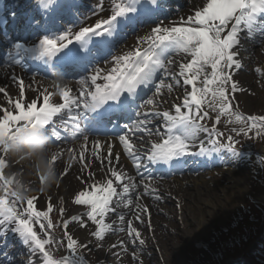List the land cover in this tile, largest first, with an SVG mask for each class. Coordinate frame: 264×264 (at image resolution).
Masks as SVG:
<instances>
[{
	"label": "snow or ice",
	"instance_id": "6c2138e0",
	"mask_svg": "<svg viewBox=\"0 0 264 264\" xmlns=\"http://www.w3.org/2000/svg\"><path fill=\"white\" fill-rule=\"evenodd\" d=\"M32 3L39 18L28 13L25 26L40 28L41 34L33 33V42L29 43L13 40L5 33V39L11 44L5 63L25 69V59L41 62L45 66L43 71L54 75L55 91L45 87L38 97L29 101L24 79L15 73L11 78L18 84L16 99L0 86V94L11 106L0 108V241L6 240L9 233L16 234L29 250L30 264H36L37 258L39 264H87L77 252L78 239L68 231L70 223L87 228L89 225L82 218L86 217L93 226L91 235L96 240L103 242L107 234L124 231L123 227L116 226L126 223L130 243L144 246L146 241L141 231L126 217L131 213L143 224L144 215L150 217L149 206L142 203L143 198L162 199L158 189L150 183L153 179L150 166L177 167L184 163L185 157L203 156L209 151L223 150L233 157H241L243 153L235 147L238 141L233 135L226 137V144L220 140L224 136L217 128L221 117L227 118V124L241 125L230 129L236 136L248 137L253 129L257 137L264 133V115L245 116L234 111L232 103V94L240 90L232 70L242 67L241 34L245 33L249 40L257 35L264 40V0H207L206 3L201 0L200 7L186 18L180 17L179 21L169 20L167 16L164 20L160 18L163 0H108L107 9L105 0H99L93 15L107 10L106 18L80 26L78 31L66 28L60 32L50 31V23H59L62 16L78 15V0H32ZM12 7H18V3ZM10 16L16 20L15 11ZM137 23L154 26L138 38L133 50L112 57L110 68L99 67L101 61L111 55L122 27H134ZM94 37L98 39L93 41ZM175 56L182 57L178 70ZM255 71L264 74V69L259 67ZM68 76L81 77L76 81L79 85L76 95L72 94L74 89L70 82H63ZM99 80L103 83H98ZM175 87L184 89L182 103L173 104L174 114L161 111L165 90L171 93ZM56 95L61 102L53 101ZM39 97H42L40 106ZM146 107L148 110H144ZM205 108L216 114L212 127L203 123L211 118ZM120 116L128 118L122 128L116 123ZM54 118H58L59 123ZM156 120L161 123L157 125ZM82 122L88 127H82ZM29 127L45 131L55 148L70 138H82L87 145L89 128L113 135L133 165L131 174L112 166L113 145L107 144V154L101 158L97 149L102 143L94 142L92 155L108 162L109 176L94 180L88 189L74 195V204L86 206L87 211L63 220V238L71 257L56 259L46 248L54 242L50 235L54 225L49 218L52 203L46 204L47 210H38L36 195L20 201L9 191L19 171L14 170L5 141ZM201 133L207 135V141L201 140ZM198 141L199 152L190 151ZM206 143L212 147L206 148ZM68 151L73 153V149ZM62 154L59 150L53 154L55 164ZM79 159L87 168L83 146ZM119 159L120 153H115L117 163ZM93 175L89 173L90 177ZM63 204L61 200V214L65 211ZM110 215L115 218L110 219ZM35 225H39V234ZM148 227L151 228L150 219ZM119 247L127 250L123 241ZM0 248H3L2 242ZM6 255V250L0 252V264H5ZM132 255L142 264L135 251Z\"/></svg>",
	"mask_w": 264,
	"mask_h": 264
},
{
	"label": "bare ground",
	"instance_id": "6f19581e",
	"mask_svg": "<svg viewBox=\"0 0 264 264\" xmlns=\"http://www.w3.org/2000/svg\"><path fill=\"white\" fill-rule=\"evenodd\" d=\"M105 1V9H107L109 7L108 0ZM80 2L84 1L80 0ZM80 2L78 1L80 8H85L86 10L92 8L90 6L84 7ZM202 2L206 3L207 0H202ZM14 3H18V7L13 8L12 5ZM171 4L174 5H170L168 9H165L162 12V15L160 16L162 20L165 19V16H167L169 20L174 19L177 21H179L180 17L186 18L189 14H192L196 8L201 6V0H173ZM0 7L7 8V11L2 13V16L4 17H11L10 13L12 11H15L16 16L21 17L22 19L23 15H27L28 13H33V16L34 14L36 15L33 11L32 0H6V2H0ZM82 9L80 10L79 15L84 14L82 12L84 10ZM107 15H109V12L106 10L96 19L106 18ZM94 20L95 17L89 20L87 24H91ZM50 25L52 26L51 23ZM153 26L154 25H144L137 33L118 46L112 57L133 50L137 46L138 38L145 35V33L150 31V28ZM24 27L26 26L24 25ZM29 33H31V31ZM28 38L32 39L31 36H28ZM259 41L260 43L258 44V39L256 37L254 40H249L245 33L241 34L242 50L239 53V57L242 60V67L239 70H232L234 80L238 83L240 89L232 94L233 101L237 110L245 116L250 114L264 115V74L255 71L257 67L264 69V40L261 39ZM174 59L177 61L178 70V63L182 61V57L175 56ZM111 66L110 63L104 64L102 68L107 69ZM17 72L20 71L18 69H11V73L8 74L5 69L0 70V86L5 87L13 99H16L18 96V84L14 83L10 76ZM21 72L31 78V80H29L28 78H23L19 73L16 74L18 77L24 79L27 100L30 101L32 98L38 97L39 92L45 87H47L49 91H55L52 87L53 81L34 77L30 75L32 74L31 72L23 69ZM168 82H171L170 78H168ZM98 83H103V81L99 80ZM70 84L74 89L73 95H76L77 93L75 90L78 89L79 85L74 81H70ZM188 89L190 90V86H188ZM183 92L184 89L182 87H175L171 93H167L165 90L166 99L165 102L160 105V110H168L174 114V108L172 106L173 104L182 103ZM53 101L61 102L58 95L53 97ZM41 102L42 97H39L38 104ZM6 106L11 108V106L7 104V98L3 94H0V108ZM144 110H148V108L146 107ZM155 123L159 125L161 121L156 120ZM200 137L202 141H207L208 139L205 133H201ZM153 139H155V137H153ZM96 140H99L102 143V147L97 149V153L101 158L106 156L107 144L111 143L113 145L112 166L117 167L122 165V161H120L121 158L118 163L115 160V153L121 152V146L119 142H116L115 140L108 141L104 137L89 138L87 145H85L81 138L72 143H63L56 147V150L63 153L56 163L59 182L43 192H40L37 188L33 193V195H36L39 200V203L36 205L38 210L45 208L48 202H51L56 210H59L60 201L63 200L65 211L61 216L62 227L64 219L70 220L71 216L79 215L87 211L86 206L74 204V195L78 191L88 189L89 185L92 184L94 180L105 179L109 176L107 171L108 162L103 159H96L92 155L93 148L95 147L94 142ZM199 143L200 141H198L190 151L198 153L200 150ZM82 146L85 153L84 163H87V168L83 166V163L79 159ZM205 147L210 149L212 145L206 143ZM68 149H73V153H69ZM210 152L213 154L211 155V158H214V160L211 162H205V166H200L198 168L192 166L188 169H182L180 174L169 179L152 176L153 179L150 180V183L158 189L162 199L156 201L149 197L143 198L142 203L149 206L150 212V217L144 215L143 224L137 222L134 215L131 213L126 217V219H132L134 226L141 231L142 238L146 241L144 246H139L138 244L133 246L130 243L127 235L126 223L122 226H116L117 228L123 227L125 229L124 231L117 230L107 234L106 239L103 242L96 240L91 235L93 226H91V222L86 220V217L82 218L89 225L87 228L80 227L78 223H70L68 229L69 233L78 240L80 238L84 244L85 242H89L88 245L91 250L93 248L100 250L102 247H106L107 252H109L110 257H112L104 258L107 263L138 264L136 263L137 260L133 259V252L135 251L138 254L140 262L145 263L146 255L151 253L150 250L146 249V247H148L147 244L151 245L153 243L155 247L162 248V244L166 242L162 239L165 236L164 226L166 224L168 227H173L174 223H170V221L172 218H175L182 224V226L180 225V228L182 229L180 233L184 239L183 244L177 243V246L181 247V252L182 249L186 250V252L181 253L182 259L178 264H191L192 262L190 261L193 259L203 258L200 256H203L204 250L212 245V243H209L207 237H209V239L215 237V232L218 230V226H225L226 222L232 218L234 212L239 208L240 201L251 192L248 175L250 172L242 167L241 164L244 162L242 157H233L229 152ZM73 155L75 156V159L72 158ZM185 158L191 159L189 156ZM10 159L14 170L23 173L25 169L24 163L12 158ZM89 173H94V175L90 177ZM215 187H222V193H220L217 188L215 190L212 189ZM257 196L264 201V191H260ZM174 201L177 205L175 211L168 207L169 202ZM220 210H222V212L218 213ZM158 212H163V216L166 217L165 222H163L164 225L159 224L160 217L156 216ZM212 215L216 216L214 221L211 220ZM109 218L114 219L115 217L110 215ZM149 219L151 221V228L148 227ZM10 235L11 237L16 236V234L13 233ZM61 237H63V233L61 234ZM121 241L127 245L126 251L119 247ZM114 244L117 245V247L113 248L112 245ZM157 248L155 249L158 250ZM21 255L23 256H20L19 258H11V260L10 258L3 259L5 260V264H9V262L10 264H30L29 254L22 250ZM99 260H103V258H99ZM36 264H39L38 258Z\"/></svg>",
	"mask_w": 264,
	"mask_h": 264
},
{
	"label": "rangeland",
	"instance_id": "374dc122",
	"mask_svg": "<svg viewBox=\"0 0 264 264\" xmlns=\"http://www.w3.org/2000/svg\"><path fill=\"white\" fill-rule=\"evenodd\" d=\"M232 103L235 106L234 101ZM205 110L209 111L211 118L206 119L203 123L208 127H212L216 114L210 109L205 108ZM234 111H238L236 106ZM226 119V117H221L220 124L217 125V128L224 133L220 140L226 144L228 143L226 137L233 135L234 139L238 141L235 147L243 153L241 156L244 160L241 164L242 167L250 172L248 175L251 192L240 201L239 208L234 212L232 218L226 222L225 226H218L215 237L211 239L207 237L212 245L204 250L203 256H200L203 258H195L190 262H192L191 264H264V201L257 196L260 191H264V133L257 137L255 135L256 130L253 129L248 137L244 135L236 136L235 133L230 132V129L232 127L239 128L241 125L227 124ZM216 188L222 193V187L212 189L215 190ZM52 207L51 214L53 217L50 220L54 227L50 230V235L54 238V242L46 248L55 258L71 257L72 254L67 250L65 244L66 239L61 237L63 233L62 214L54 208V205ZM168 207L174 211L177 209L175 201L169 202ZM44 210H47L46 206ZM221 212L222 210L218 213ZM156 216L160 217L159 224L164 225L163 222H165L166 217L163 216V212H158ZM215 218L216 216L212 215L211 220L214 221ZM171 222L174 223L173 227H168L166 224L164 226L165 236L162 239L166 242L162 244L163 247L157 248L153 243L151 245L147 244L146 249L150 250L151 253L146 255V262L142 264H178L180 262L182 259L181 253L186 252L185 249H182L181 252V247L177 246V243L183 244L184 242L180 233L182 224L175 218H172ZM34 227L39 234V225ZM88 243L85 242L87 247H83L85 244L79 238L76 246L78 254L85 258L87 264H113L107 263L104 259L112 258L106 247H102L100 250L97 248L91 250ZM99 258H103V260H99ZM136 263L138 262L136 261Z\"/></svg>",
	"mask_w": 264,
	"mask_h": 264
},
{
	"label": "clouds",
	"instance_id": "9594fccd",
	"mask_svg": "<svg viewBox=\"0 0 264 264\" xmlns=\"http://www.w3.org/2000/svg\"><path fill=\"white\" fill-rule=\"evenodd\" d=\"M10 158L22 161L23 174L17 172L9 185L11 195L17 200L29 199L34 191L47 190L59 182L53 154L57 151L47 133L41 129L27 128L5 141Z\"/></svg>",
	"mask_w": 264,
	"mask_h": 264
}]
</instances>
